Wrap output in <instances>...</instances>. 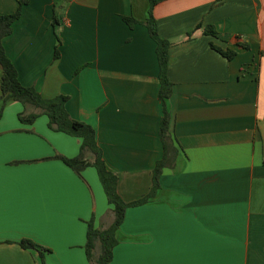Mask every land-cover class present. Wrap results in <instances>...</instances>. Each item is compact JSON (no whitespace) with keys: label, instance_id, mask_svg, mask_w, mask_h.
<instances>
[{"label":"crops","instance_id":"crops-1","mask_svg":"<svg viewBox=\"0 0 264 264\" xmlns=\"http://www.w3.org/2000/svg\"><path fill=\"white\" fill-rule=\"evenodd\" d=\"M15 7L0 0V14ZM146 9L147 0H28L2 38L20 84L66 95L68 115L93 128L123 201L148 191L162 154L154 42L121 20L141 21ZM152 15L169 42L164 105L177 153L153 197L125 208L108 264H264V0H155ZM22 110L10 101L0 114V264H88L87 220L111 221L96 172L86 166L79 178L52 158L74 156L79 139L43 114L21 123ZM22 238L48 249L42 260Z\"/></svg>","mask_w":264,"mask_h":264},{"label":"trees","instance_id":"trees-1","mask_svg":"<svg viewBox=\"0 0 264 264\" xmlns=\"http://www.w3.org/2000/svg\"><path fill=\"white\" fill-rule=\"evenodd\" d=\"M28 0H16V7L10 13L0 14V114L6 103L16 101L20 103L23 110L18 112L16 117L21 123L29 124L38 115L43 114L46 117L47 127L54 131H60L79 139L77 153L71 157H64L59 154L52 156L54 159L61 160L71 171L81 178V170L86 166H92L102 188L107 204L110 206L111 221L106 226L94 227L92 219L86 222L85 240L83 250L88 264H108L112 255V247L116 243L115 231L121 223L126 207L137 206L153 197L158 188V177L162 167L172 166L177 150L174 146L175 140L171 135L169 125V114L165 110L164 101L170 94L171 84L166 77L167 49L169 42L160 38L156 31L152 7L155 0H147L146 17L139 21L133 17L121 16V20L130 28L134 23L144 25L148 36L154 42V54L157 63V98L160 102L161 115L158 121V138L162 148V154L157 159L150 172V187L148 191L131 201H123L116 192L117 175L108 170L100 154L94 139L93 128L82 121L71 118L65 110L64 103L66 95L58 94L51 98L40 96L33 87L20 84L17 78L16 70L4 52L2 38L11 32L12 23L19 17L20 10ZM61 16H59L55 6L52 7L50 24L55 32L61 25ZM199 27V24L196 25ZM202 33L215 35V30L211 25H204ZM189 35V32H187ZM56 38V44L53 50V58L58 57L59 40ZM210 48L215 50L226 59L234 55L231 49H221L220 47L209 43ZM236 46L247 48L244 42H236ZM259 55L264 58V51H259ZM264 164V159L262 160ZM17 244L25 249L35 250L42 260V253L48 249L36 244L30 239L22 238ZM95 249H97L95 251ZM41 264L43 262L41 261Z\"/></svg>","mask_w":264,"mask_h":264},{"label":"rangeland","instance_id":"rangeland-1","mask_svg":"<svg viewBox=\"0 0 264 264\" xmlns=\"http://www.w3.org/2000/svg\"><path fill=\"white\" fill-rule=\"evenodd\" d=\"M97 249H95V251H96Z\"/></svg>","mask_w":264,"mask_h":264}]
</instances>
